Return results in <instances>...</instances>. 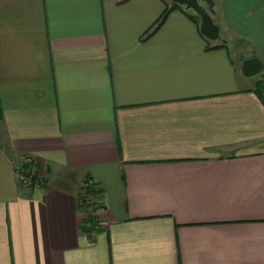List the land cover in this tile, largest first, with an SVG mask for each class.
I'll return each instance as SVG.
<instances>
[{
    "label": "crops",
    "instance_id": "obj_1",
    "mask_svg": "<svg viewBox=\"0 0 264 264\" xmlns=\"http://www.w3.org/2000/svg\"><path fill=\"white\" fill-rule=\"evenodd\" d=\"M211 1L219 40L171 0H0V264H264V100L227 43L264 61V0Z\"/></svg>",
    "mask_w": 264,
    "mask_h": 264
},
{
    "label": "water",
    "instance_id": "obj_2",
    "mask_svg": "<svg viewBox=\"0 0 264 264\" xmlns=\"http://www.w3.org/2000/svg\"><path fill=\"white\" fill-rule=\"evenodd\" d=\"M172 2L182 5L186 10H192L199 16V32L210 40H219V27L213 22L210 14L203 8L198 0H171ZM241 73L246 76H254L264 71V61L258 57H248L242 60L240 65Z\"/></svg>",
    "mask_w": 264,
    "mask_h": 264
},
{
    "label": "trees",
    "instance_id": "obj_3",
    "mask_svg": "<svg viewBox=\"0 0 264 264\" xmlns=\"http://www.w3.org/2000/svg\"><path fill=\"white\" fill-rule=\"evenodd\" d=\"M202 1H204L205 5H206L205 7H204V5H201L199 1L198 2L209 13L210 12V8L213 5V2L211 0H202ZM171 3H172V8H175V7L182 8L185 12H187L189 14V16L194 19V21L197 23V26L199 27L200 19H199V16L197 14H195L192 10L184 9V7L182 5L176 4L174 2H171ZM169 10L170 9H166L164 11V13L158 19V21L156 22V24L154 25V27L152 28V30L150 32H153L155 29H157L161 25L163 20L166 18ZM220 46H225V45L221 44ZM256 91H257V93L259 95L261 94L260 88L256 87ZM32 180H34V178ZM100 192H101V190L99 188L95 187L92 184H89L87 181L86 182L84 181L83 184L79 187L77 198H78L79 202H81L83 200H86V199H91L92 200V203H91L92 204V213H93L95 211V209L97 208V200H96V198L98 197ZM92 213L90 215H88V216H89V218L94 220L96 218V216L94 214H92Z\"/></svg>",
    "mask_w": 264,
    "mask_h": 264
},
{
    "label": "rangeland",
    "instance_id": "obj_4",
    "mask_svg": "<svg viewBox=\"0 0 264 264\" xmlns=\"http://www.w3.org/2000/svg\"><path fill=\"white\" fill-rule=\"evenodd\" d=\"M198 1L200 2L201 5H204L205 7L204 1L202 0H198ZM227 43L229 44L230 49L233 52L234 56L237 58L238 56L244 57V58L245 57L248 58V56L253 57L255 53L254 48H253L254 46L251 43L244 42L243 39H234V41H230ZM252 77H256L255 87L260 88L261 97H262V100H264V71ZM27 157H29L33 162L32 157L30 156H27ZM86 204L87 203H85V201L83 200V203H82L83 208H87L85 206H87L88 204L87 205Z\"/></svg>",
    "mask_w": 264,
    "mask_h": 264
},
{
    "label": "built area",
    "instance_id": "obj_5",
    "mask_svg": "<svg viewBox=\"0 0 264 264\" xmlns=\"http://www.w3.org/2000/svg\"><path fill=\"white\" fill-rule=\"evenodd\" d=\"M32 163L33 162H32V160L29 157L23 156L21 158L20 165H18V167H17L18 170L16 171L21 183L26 188L27 187L29 188L31 186L32 182H33L32 176H33V172L34 171H33V168L31 167ZM22 165H28V167L23 169ZM88 183L91 184V182H89V181H88ZM84 201H85V203L88 204V205L86 204L87 206H85L87 208H83V206H82L83 201L79 202V204L82 206V208L84 209V211L86 213H89V212L92 213V204H91L92 200L91 199H86Z\"/></svg>",
    "mask_w": 264,
    "mask_h": 264
}]
</instances>
